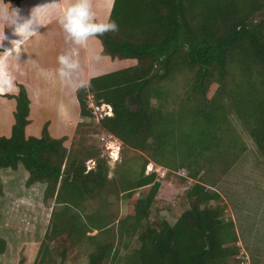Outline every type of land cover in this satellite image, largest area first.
<instances>
[{
    "label": "trees",
    "instance_id": "16d2710c",
    "mask_svg": "<svg viewBox=\"0 0 264 264\" xmlns=\"http://www.w3.org/2000/svg\"><path fill=\"white\" fill-rule=\"evenodd\" d=\"M262 11L264 0H112L106 21H116L119 31L96 37L99 54L136 62L89 78L75 98L81 118H93L88 95L111 107L95 123L121 142V151L139 152L137 173L121 163L108 177L100 150L73 137L65 146L67 137L51 136L48 122L39 136L26 135L25 87L16 83L15 94L3 95L15 106L9 135H0V172L21 166L25 186L44 185L41 201L50 209L32 264H67L81 255L85 264H238L234 222L225 218L215 185L199 174L207 157L223 152L235 160L244 152L235 123L264 160ZM88 125L78 122L75 133ZM88 160L94 164L86 170ZM149 161L185 169L192 180L172 224L151 212L160 183L154 171L144 173ZM2 187L0 177V195ZM120 198L128 208L117 217L110 207ZM6 248L0 235V255Z\"/></svg>",
    "mask_w": 264,
    "mask_h": 264
},
{
    "label": "rangeland",
    "instance_id": "374dc122",
    "mask_svg": "<svg viewBox=\"0 0 264 264\" xmlns=\"http://www.w3.org/2000/svg\"><path fill=\"white\" fill-rule=\"evenodd\" d=\"M62 1L21 0L19 5L0 1V11H6L9 15L13 10L18 11L20 23L30 18L35 7L45 4V11L39 14L40 25H34L38 27L37 39L30 38L8 62L17 81L30 85L34 97L27 134L39 136L42 125L48 122L52 131L63 132L67 136V147L73 137L77 142L82 140L86 146L91 145L100 150L101 156L107 160L108 177L114 175V170L121 163L129 164L137 173L142 163L139 152L130 149L121 151V142L97 127L91 118L79 116L77 121V106L72 103L71 107L68 102L70 100L60 91L61 79L56 72L59 68L58 56L68 52H72L80 64V70L74 79L84 84L88 78L133 65L136 61L111 60L100 56L101 47L96 37L90 38L85 47H77L68 42L59 20L74 0ZM110 1L92 0V10L98 21H106ZM2 25L3 22H0V31L5 32L8 39L0 47L9 44L14 32V25L11 23L4 27ZM97 56L98 60L93 59ZM5 99L8 101L0 99V135L6 134L15 106L14 101H11L13 98ZM134 101L132 100L131 107ZM68 105L71 111L68 110ZM78 122L89 125L77 127L78 132L75 133ZM235 125L238 126L237 131L245 145L244 152L235 160L223 152L215 157H207L203 160L199 177L208 185L214 184L213 189L220 193L226 208L225 218L234 222L243 255L248 256L251 264H264V160L239 124ZM93 164V160L86 161V170L92 168ZM152 171L157 175L160 188L151 212L172 224L185 207L182 192L192 180L187 177L185 169L172 171L149 161L144 173ZM0 177L3 185L0 195V235L7 242L6 251L0 255V264H17L21 256L25 257L26 264H32L50 213V209L41 201L44 185L25 186L26 174L21 166L16 171L1 170ZM180 178L187 181L183 182ZM140 191L138 189L136 193ZM127 208L123 198L110 207L117 217L123 216ZM78 257L67 264L86 263L85 255ZM229 264L236 262L231 261Z\"/></svg>",
    "mask_w": 264,
    "mask_h": 264
},
{
    "label": "clouds",
    "instance_id": "9594fccd",
    "mask_svg": "<svg viewBox=\"0 0 264 264\" xmlns=\"http://www.w3.org/2000/svg\"><path fill=\"white\" fill-rule=\"evenodd\" d=\"M50 4V3H49ZM45 11V4L35 7L30 18L22 23L18 22L20 17L18 11L13 10L12 14L6 11H0V22L14 25V35L20 39L12 40L11 49H4L0 54V96L11 93L15 88L14 77L8 70V62L18 53L21 46L37 33L34 25H40L39 14ZM64 32L66 40L77 47H85L90 38L103 36L109 32H118L119 25L114 20L98 21L92 10V0H74L71 6L64 10L59 20ZM8 37L5 32L0 31V44H3ZM98 60L99 57H93ZM59 68L56 70L59 78L67 84L80 88L84 87V83L78 79H74L80 70L79 62L74 58L72 52L64 53L57 58Z\"/></svg>",
    "mask_w": 264,
    "mask_h": 264
},
{
    "label": "crops",
    "instance_id": "0c3cea01",
    "mask_svg": "<svg viewBox=\"0 0 264 264\" xmlns=\"http://www.w3.org/2000/svg\"><path fill=\"white\" fill-rule=\"evenodd\" d=\"M64 1V0H63ZM62 1V2H63ZM111 3H112V0L110 1V5H109V7H108V11H107V16H108V13H109V10H110V6H111ZM15 5V4H14ZM107 16H106V19H107ZM105 19V20H106ZM38 28V27H37ZM36 28V26L34 27V29H35V31H36V35L35 36H33L32 38H35V39H37V37H38V31L36 30L37 29ZM12 31H14V29L12 30ZM12 35V39L11 40H9L8 41V45L7 46H5L4 45V47H0V48H2L3 49V52H4V49L6 48V49H11L12 48V44L10 43L12 40H18V39H20V37L19 36H16V35H14V32L11 34ZM100 50H101V48H100ZM2 52V53H3ZM1 53V54H2ZM17 54V53H16ZM14 55H15V53H14ZM9 64V63H8ZM8 70L11 72V74H12V71H11V69H10V67L8 66ZM13 75V74H12ZM13 77H14V82H15V88L13 89V91L11 92V93H7V94H10V95H12V94H15L16 92H17V86H16V83H19L18 81H17V78L13 75ZM75 78V77H74ZM89 79V78H88ZM87 79V80H88ZM87 80H86V82H87ZM61 82V86H60V91H62V93H64L65 94V96L70 100V101H68L69 103H71V107H72V103L74 104V105H76L77 107H76V109H77V116H78V118H77V121H78V119H79V112H78V104H77V101H76V98H75V88L76 87H74V86H71V85H69V84H67L66 82H64V81H60ZM24 87H25V89H26V91H27V95H28V98H29V101H30V105H29V107H30V111H29V118H30V116H31V107H32V102L34 101V97L32 96V91L30 90V88H29V86L30 85H28L27 83H24L23 82V84H22ZM35 94V93H34ZM0 99L2 100V101H8V100H6L5 99V97H3V95L2 96H0ZM11 101H14V100H11ZM14 104H15V102H14ZM12 105H13V102H12ZM13 110V109H12ZM68 110H70L71 111V108L69 107V105H68ZM31 120V119H30ZM12 122H13V119L10 121V123H9V126H8V129H6V134L4 135V136H8L9 135V133H10V130H9V127H11V125H12ZM30 125V124H29ZM28 125V126H29ZM28 126L26 127V129H25V134L26 135H28L27 134V128H28ZM48 131H49V133H50V135L51 136H53V137H55V138H58V137H61V136H66V135H64V133L62 132H60L59 133V131H55V130H51L50 129V126L48 125ZM56 132V133H55ZM33 136H35V134H33ZM67 137V136H66ZM65 142H67V140L65 141ZM65 142H64V144H65ZM66 146V145H65ZM39 185V184H38ZM38 185H36V186H38Z\"/></svg>",
    "mask_w": 264,
    "mask_h": 264
},
{
    "label": "built area",
    "instance_id": "2783aa9c",
    "mask_svg": "<svg viewBox=\"0 0 264 264\" xmlns=\"http://www.w3.org/2000/svg\"><path fill=\"white\" fill-rule=\"evenodd\" d=\"M87 103H88V107L91 109V114L93 116V121L98 122L99 119L106 115V116H110L112 111H111V107L109 105L106 104H101L99 106H97L91 95H88L87 97ZM242 258L240 259V261L238 262V264H251L250 260L248 259L247 255H243L241 256ZM240 258V257H239Z\"/></svg>",
    "mask_w": 264,
    "mask_h": 264
},
{
    "label": "water",
    "instance_id": "95a60500",
    "mask_svg": "<svg viewBox=\"0 0 264 264\" xmlns=\"http://www.w3.org/2000/svg\"><path fill=\"white\" fill-rule=\"evenodd\" d=\"M258 21L262 20L264 18V11L260 15H257ZM132 100H136V94H133L132 96L128 97L126 100V105L128 107H131Z\"/></svg>",
    "mask_w": 264,
    "mask_h": 264
},
{
    "label": "bare ground",
    "instance_id": "6f19581e",
    "mask_svg": "<svg viewBox=\"0 0 264 264\" xmlns=\"http://www.w3.org/2000/svg\"><path fill=\"white\" fill-rule=\"evenodd\" d=\"M40 32V31H39Z\"/></svg>",
    "mask_w": 264,
    "mask_h": 264
}]
</instances>
